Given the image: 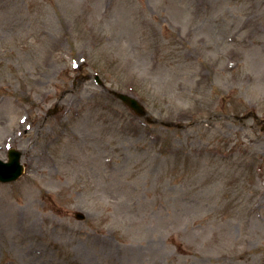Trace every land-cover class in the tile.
<instances>
[{
  "label": "rangeland",
  "instance_id": "obj_1",
  "mask_svg": "<svg viewBox=\"0 0 264 264\" xmlns=\"http://www.w3.org/2000/svg\"><path fill=\"white\" fill-rule=\"evenodd\" d=\"M8 147L0 264H264V0H0Z\"/></svg>",
  "mask_w": 264,
  "mask_h": 264
},
{
  "label": "water",
  "instance_id": "obj_2",
  "mask_svg": "<svg viewBox=\"0 0 264 264\" xmlns=\"http://www.w3.org/2000/svg\"><path fill=\"white\" fill-rule=\"evenodd\" d=\"M122 100L129 104L135 111L142 113L141 106L131 97L126 95L117 94ZM9 162L3 163L0 161V179L15 178L21 172L22 167L19 164V153L16 151L10 152ZM77 217H83L82 214L77 213Z\"/></svg>",
  "mask_w": 264,
  "mask_h": 264
}]
</instances>
